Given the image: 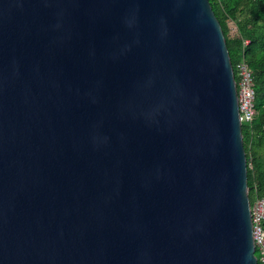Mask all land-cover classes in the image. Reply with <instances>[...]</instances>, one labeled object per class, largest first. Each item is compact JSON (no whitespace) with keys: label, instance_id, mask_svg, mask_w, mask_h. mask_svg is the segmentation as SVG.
Instances as JSON below:
<instances>
[{"label":"water","instance_id":"water-1","mask_svg":"<svg viewBox=\"0 0 264 264\" xmlns=\"http://www.w3.org/2000/svg\"><path fill=\"white\" fill-rule=\"evenodd\" d=\"M247 190L208 0H0V264H257Z\"/></svg>","mask_w":264,"mask_h":264},{"label":"trees","instance_id":"trees-1","mask_svg":"<svg viewBox=\"0 0 264 264\" xmlns=\"http://www.w3.org/2000/svg\"><path fill=\"white\" fill-rule=\"evenodd\" d=\"M208 1L222 29L233 71L244 60L252 74L254 114L250 122L241 123L247 195L252 201L264 197V0Z\"/></svg>","mask_w":264,"mask_h":264},{"label":"built area","instance_id":"built-area-1","mask_svg":"<svg viewBox=\"0 0 264 264\" xmlns=\"http://www.w3.org/2000/svg\"><path fill=\"white\" fill-rule=\"evenodd\" d=\"M245 42H247V39L243 40V43ZM233 75L238 118L241 123L250 122L254 114V90L252 74L244 60L236 63ZM249 213L256 261L264 264V229L262 227V220L264 219V197H254L252 201H249Z\"/></svg>","mask_w":264,"mask_h":264},{"label":"rangeland","instance_id":"rangeland-1","mask_svg":"<svg viewBox=\"0 0 264 264\" xmlns=\"http://www.w3.org/2000/svg\"><path fill=\"white\" fill-rule=\"evenodd\" d=\"M232 27V26H231Z\"/></svg>","mask_w":264,"mask_h":264}]
</instances>
